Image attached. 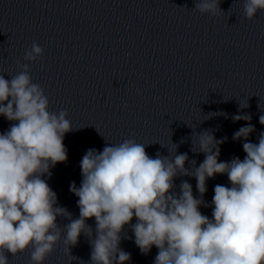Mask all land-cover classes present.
Segmentation results:
<instances>
[{"label": "clouds", "instance_id": "1", "mask_svg": "<svg viewBox=\"0 0 264 264\" xmlns=\"http://www.w3.org/2000/svg\"><path fill=\"white\" fill-rule=\"evenodd\" d=\"M221 2L194 0L193 10L216 16ZM243 9L251 20L264 10V0H244ZM43 53L33 42L24 59L35 62ZM20 68L10 80L0 75V116L15 122L0 133V264H8L6 253L29 250L32 264H44L62 237L66 254L75 260L71 247L81 234L91 245V264H127L131 255L120 247L125 226L142 254L158 249L154 264H264V132L252 143L248 137L254 126L238 129L233 140H244L246 156L229 162L219 160L223 140L209 131L199 133L198 152L205 158L199 166L191 160V169L185 167L187 153L153 158L134 139L106 143L102 151L88 149L80 161L81 185L70 184L79 198L74 219L58 206L57 194L42 178L67 161L63 141L74 128L66 110L49 111L43 88L32 82L30 65ZM232 119L251 117L236 114ZM259 122L264 125V116ZM217 174H226L231 186L214 187L209 218L200 207L208 206L206 184ZM184 176L196 179L199 198L187 180L175 190V178ZM58 217L69 221L63 229ZM93 218L95 230L87 223Z\"/></svg>", "mask_w": 264, "mask_h": 264}]
</instances>
